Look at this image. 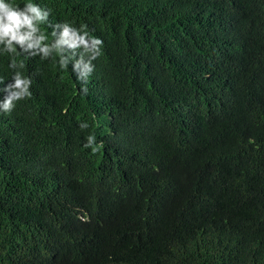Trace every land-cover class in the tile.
Returning <instances> with one entry per match:
<instances>
[{
    "label": "trees",
    "instance_id": "trees-1",
    "mask_svg": "<svg viewBox=\"0 0 264 264\" xmlns=\"http://www.w3.org/2000/svg\"><path fill=\"white\" fill-rule=\"evenodd\" d=\"M6 2L0 264H264V0Z\"/></svg>",
    "mask_w": 264,
    "mask_h": 264
},
{
    "label": "clouds",
    "instance_id": "clouds-1",
    "mask_svg": "<svg viewBox=\"0 0 264 264\" xmlns=\"http://www.w3.org/2000/svg\"><path fill=\"white\" fill-rule=\"evenodd\" d=\"M49 15L48 11L41 12V7L38 4L26 3L22 8L13 7L6 0H0V42L4 43L3 52L13 53L15 51L14 46H19L24 52L37 55L36 52H30L29 49L38 47L41 41L44 40V36L40 35L38 40L33 41V34L39 32L37 22H44ZM65 26L64 36L67 38L70 35L68 29L70 26ZM68 41V40H67ZM27 47H24L25 43ZM85 43H87L85 41ZM102 44L98 38L92 41V48L95 49L93 58L99 55L98 46ZM41 51L45 52L44 58H47V46ZM17 63L13 60L10 67H16ZM22 66V65H21ZM30 81L22 78L19 73L14 77V82L7 85L3 91L6 93L3 101H0V111L8 113L14 108V101L24 99L30 95L29 92ZM92 143L89 138V144Z\"/></svg>",
    "mask_w": 264,
    "mask_h": 264
}]
</instances>
